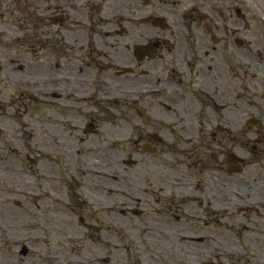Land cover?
Instances as JSON below:
<instances>
[{
	"label": "flooded vegetation",
	"instance_id": "obj_1",
	"mask_svg": "<svg viewBox=\"0 0 264 264\" xmlns=\"http://www.w3.org/2000/svg\"><path fill=\"white\" fill-rule=\"evenodd\" d=\"M17 48L42 67L4 53ZM80 76L154 89L138 108L153 111L138 153L152 150L151 185L125 176L105 194L122 225L144 221L115 263L264 264V0H0V93L33 78L67 93Z\"/></svg>",
	"mask_w": 264,
	"mask_h": 264
},
{
	"label": "rangeland",
	"instance_id": "obj_2",
	"mask_svg": "<svg viewBox=\"0 0 264 264\" xmlns=\"http://www.w3.org/2000/svg\"><path fill=\"white\" fill-rule=\"evenodd\" d=\"M17 49L6 50L4 53L9 54L14 61L22 59L26 69L29 64L37 70L42 67V51ZM14 66L15 63L12 64V69ZM17 72L20 73L18 69ZM125 84L137 86L146 82ZM41 89L42 92L46 90L42 87ZM35 92L38 90L34 88L21 92L9 85L0 93V264H68L69 258L72 257L79 259V264H83L81 259L86 257L89 264H92V260L94 264H105L108 255L111 256V264H116L117 238H126V233H132L135 238H142L138 226L144 224V221L139 223L140 220L132 219L125 225L120 224L118 213L110 210L107 205L105 194L110 188L107 189L104 185L117 188L126 185V181L120 178L114 182H99L101 174L98 171L121 173L127 168L129 174L137 176L129 186H135L136 180H142L149 186L151 175L139 176L141 169L136 155V143L144 144L146 136L145 131L142 132L136 124V118L147 124V114L153 112L152 108L143 111L147 114L139 118V110L135 111V108H139L137 104L107 103V97L98 99L97 92L90 105L92 117L82 109L78 112L75 110L74 114L68 112L64 115L59 108L69 109L70 100L40 98ZM56 109L58 110L55 111ZM24 120L29 125H26ZM65 120H69V123ZM91 120L92 124L94 120L96 125H92V130H88L87 124L91 123ZM73 122L80 127L72 130L70 124ZM148 127L145 126L147 131H154L163 136L165 131L169 132L155 125ZM113 130H117V133L112 134ZM52 134L56 140L51 138ZM11 136L14 139L7 140ZM139 137L143 139L138 140ZM113 139L123 141L121 151L105 149L103 153L99 151L92 154V175L98 174L92 179L95 184L100 183V190H95L93 184L91 189H85L84 194L81 187L79 189L77 186L50 181L49 177L41 175L44 169L51 172V167L55 169L60 164L63 167V159L67 154H70L74 163L82 162L84 153H79L77 148L85 149L87 145L97 149L103 148ZM85 144L87 145L84 147ZM108 152L116 159L110 168L104 165V162L109 160ZM49 157L52 162L48 161ZM128 159L133 160L134 164L127 165L125 162ZM145 169H148L147 165ZM88 185L89 183L85 187ZM155 186L163 188L165 193L171 192L164 183H157ZM53 198H58L56 203ZM67 204L73 207L75 212L64 210L63 205ZM176 208L180 214L183 213L181 204L172 210L175 211ZM170 213L172 212L161 214ZM118 224L126 228L125 232ZM136 230L138 235L135 234ZM156 237L157 234H154V238ZM108 240H111L113 249L109 247ZM52 254L58 257H52Z\"/></svg>",
	"mask_w": 264,
	"mask_h": 264
},
{
	"label": "bare ground",
	"instance_id": "obj_3",
	"mask_svg": "<svg viewBox=\"0 0 264 264\" xmlns=\"http://www.w3.org/2000/svg\"><path fill=\"white\" fill-rule=\"evenodd\" d=\"M65 65V64H63ZM64 83L67 85V94L71 99V107H74L78 110L81 111V109L85 112H87V114H91V107L90 105L92 104V93L90 91V85H92V83L87 80V78H85V76H80V77H76V78H72V79H68L67 81H64ZM30 85H34V83L32 82ZM129 85V84H127ZM130 87V86H129ZM18 89L21 90H26V88H29V84L28 81H21V86H17ZM135 88V90H130L126 87V84L123 82H104L102 83V90L101 92H99L97 94L98 99H102L105 95H107L109 98H112L114 100H130L133 101L137 96H145L151 92L154 91L153 88H145V87H133ZM138 88V89H137ZM61 88H59V86H53V87H49L46 88L45 91H49V92H56L58 90H60ZM42 89L39 88L38 89V93L41 94ZM125 104H128V102H126ZM83 106V107H82ZM121 118H123V116H120ZM137 122V121H136ZM75 125H73L71 127L72 130L75 129ZM117 130H113L112 134H116ZM123 141L120 139H114L111 142L112 148H117L120 144H122ZM113 152H118V151H113ZM95 153V152H94ZM93 154V153H92ZM90 155V157H88ZM88 158H83V161L79 162L78 166L80 167L81 173H88L90 175H92V168L94 167V163L92 161V155L91 153L88 154ZM107 158L109 159L108 161L104 162L105 166L107 168L112 167V165L115 163L116 159L114 158V156L112 154H110L109 152L107 153ZM66 164H69L70 161L68 159L65 160ZM150 164H152V159H148V161L146 162V165L149 166ZM150 167V166H149ZM7 168L9 169V167L7 166ZM11 169H13V167H11ZM103 169V168H102ZM109 172L106 171H98V173L100 172L101 176H100V180H108V179H117L119 176L122 175V172L120 173L119 171H116L113 173V171L108 170ZM95 174H97V172L94 170L93 171ZM42 176H49L50 177V181H54L55 182V177H57V174L55 173V169L51 168V172L49 173H45V172H41ZM67 177H72L73 174H66ZM97 177V175H92ZM99 180V181H100ZM3 214V212L1 211V215ZM177 237H182L183 239H185V233H177L176 234ZM52 257H55L56 255L52 254ZM81 261L83 262V264H89V259L86 258H82Z\"/></svg>",
	"mask_w": 264,
	"mask_h": 264
}]
</instances>
